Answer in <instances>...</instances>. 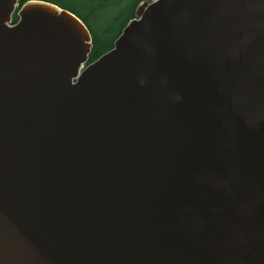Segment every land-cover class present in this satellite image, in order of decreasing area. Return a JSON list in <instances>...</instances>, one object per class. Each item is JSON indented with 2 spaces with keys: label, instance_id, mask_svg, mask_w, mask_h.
<instances>
[{
  "label": "water",
  "instance_id": "water-1",
  "mask_svg": "<svg viewBox=\"0 0 264 264\" xmlns=\"http://www.w3.org/2000/svg\"><path fill=\"white\" fill-rule=\"evenodd\" d=\"M0 0V264H264V0H146L87 65L79 17Z\"/></svg>",
  "mask_w": 264,
  "mask_h": 264
},
{
  "label": "trees",
  "instance_id": "trees-1",
  "mask_svg": "<svg viewBox=\"0 0 264 264\" xmlns=\"http://www.w3.org/2000/svg\"><path fill=\"white\" fill-rule=\"evenodd\" d=\"M20 0L12 22L18 21V11L24 3ZM54 3L75 14L87 27L92 49L88 64L96 61L114 47L123 29L135 16L137 6L146 0H43Z\"/></svg>",
  "mask_w": 264,
  "mask_h": 264
}]
</instances>
